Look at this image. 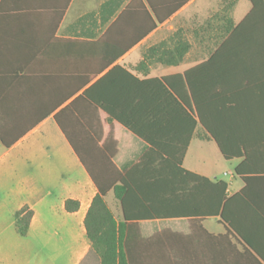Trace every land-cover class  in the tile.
I'll list each match as a JSON object with an SVG mask.
<instances>
[{"label":"crops","instance_id":"1","mask_svg":"<svg viewBox=\"0 0 264 264\" xmlns=\"http://www.w3.org/2000/svg\"><path fill=\"white\" fill-rule=\"evenodd\" d=\"M175 1L70 0L51 40L49 69L62 92L69 86H91L113 66L120 69L110 86L132 85L126 73L139 80L179 75L178 86H187L186 99L199 122L182 166L223 179L232 195L243 186L233 174L240 159H231V170L223 172L228 180L218 177L220 159H226L199 116L225 139L264 136V0L256 7L251 0H187L171 12ZM109 49L121 53L95 73L113 55ZM105 120L101 143L112 132L117 144L113 162L120 171L129 169L147 144ZM95 194L52 116L11 147L2 145L0 264H101L84 224ZM67 199L78 201V209L68 211ZM106 199L111 206L112 194ZM22 206L33 211L26 235L18 233L15 221ZM210 220L220 228L207 226ZM155 221L184 223L178 230L167 226L159 231L190 232L186 219ZM202 225L213 235L226 232L218 217L206 218Z\"/></svg>","mask_w":264,"mask_h":264},{"label":"trees","instance_id":"2","mask_svg":"<svg viewBox=\"0 0 264 264\" xmlns=\"http://www.w3.org/2000/svg\"><path fill=\"white\" fill-rule=\"evenodd\" d=\"M69 1L0 0L1 144L9 148L43 119L54 118L96 188L84 224L101 264H264V136L225 139L199 116L223 158L240 159L233 174L243 186L228 195L223 179L182 166L199 122L187 102V86H178L179 75L139 80L126 73L132 85L110 86L120 69L113 66L91 86L62 92L49 56ZM185 1L176 0L170 11ZM251 1L253 7L260 3ZM109 51L113 55L95 73L121 53ZM105 119L147 144L129 169L120 171L113 162L117 144L112 132L101 143ZM109 194L117 213L106 199ZM78 207L76 200L65 202L68 211ZM32 216L28 206L15 212L20 235H26ZM211 217L225 226L224 234L203 227ZM166 219H186L190 232L143 235L142 222Z\"/></svg>","mask_w":264,"mask_h":264},{"label":"rangeland","instance_id":"3","mask_svg":"<svg viewBox=\"0 0 264 264\" xmlns=\"http://www.w3.org/2000/svg\"><path fill=\"white\" fill-rule=\"evenodd\" d=\"M1 148H2V145L0 144V150H1ZM217 167H218V172H217L218 177H222V178H225L226 180H228L230 176L229 175L228 176L223 175V172L224 171L228 172L229 170H231L232 160H225L224 161L223 159H220V163ZM110 203H111L113 209L115 210V212L117 213L119 211L118 205H114L112 201ZM183 225H184V223L176 225V224L170 223L169 221L142 222L140 224L141 229H142V233L144 236H148L149 234H152L156 231H159V230H161L167 226L173 230H178L181 227H183ZM206 225L214 227V228H220L219 225H217V223L213 220L208 221L206 223Z\"/></svg>","mask_w":264,"mask_h":264}]
</instances>
